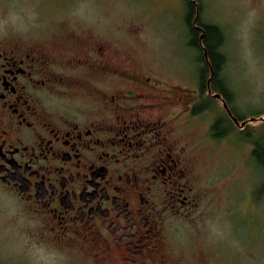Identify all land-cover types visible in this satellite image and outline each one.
Returning <instances> with one entry per match:
<instances>
[{"label": "flooded vegetation", "instance_id": "af4514ba", "mask_svg": "<svg viewBox=\"0 0 264 264\" xmlns=\"http://www.w3.org/2000/svg\"><path fill=\"white\" fill-rule=\"evenodd\" d=\"M43 45L0 34V187L45 242L102 264H163L173 220L198 203L196 145L180 133L207 99L158 70L111 68L104 44L62 60Z\"/></svg>", "mask_w": 264, "mask_h": 264}, {"label": "rangeland", "instance_id": "374dc122", "mask_svg": "<svg viewBox=\"0 0 264 264\" xmlns=\"http://www.w3.org/2000/svg\"><path fill=\"white\" fill-rule=\"evenodd\" d=\"M203 2L205 20L226 33L225 75L235 106L258 127L264 124V0ZM183 15L182 0H0V34L34 38L59 60L104 44L111 68L158 70L165 85L193 95L197 65ZM218 104L208 105L200 122L182 123L190 125L180 133L186 146L196 145L188 165L199 197L173 220L163 264H264V173L239 126L211 137L207 127L222 112ZM39 233L22 204L0 187V264H102L85 246L58 247Z\"/></svg>", "mask_w": 264, "mask_h": 264}, {"label": "trees", "instance_id": "16d2710c", "mask_svg": "<svg viewBox=\"0 0 264 264\" xmlns=\"http://www.w3.org/2000/svg\"><path fill=\"white\" fill-rule=\"evenodd\" d=\"M183 23L187 31V47L194 52L196 67V82L201 100L198 106L207 108L208 105L221 97L226 105V111L219 113L211 127V137L229 136L239 126L242 140L250 143L251 158L264 173V124L252 126L245 113L235 106V96L227 82L225 68L228 56L224 52L226 33L224 29L204 18L205 5L203 0H182ZM255 116L254 113H251ZM230 117L233 119L231 120ZM222 124V125H221ZM223 127V130L220 129ZM221 132H220V130Z\"/></svg>", "mask_w": 264, "mask_h": 264}]
</instances>
